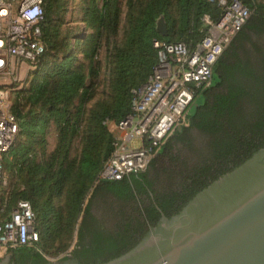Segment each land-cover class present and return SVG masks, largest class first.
<instances>
[{
	"label": "trees",
	"instance_id": "trees-1",
	"mask_svg": "<svg viewBox=\"0 0 264 264\" xmlns=\"http://www.w3.org/2000/svg\"><path fill=\"white\" fill-rule=\"evenodd\" d=\"M246 1L252 14L214 67L217 83L226 86L213 103L217 135L210 145H216V160L226 158L241 144L254 145L247 150L252 153L254 147L259 149L255 139L264 135V40L254 41L249 48L239 42L247 36L245 29L264 32V1ZM67 2L42 0L45 50L35 66L44 65L46 75L32 84L25 96V111L18 98L11 107L20 129L3 158L4 172L11 177L9 187L0 184V217L18 201L27 200L40 234L35 246L8 250L16 264L47 263L45 254L64 251L76 233L78 242L71 258L87 264L107 261L139 241L123 245L125 240L119 242L98 232L92 233L88 246L81 239L87 217L93 216L91 207L97 193L111 192L123 199L127 191L140 186L139 177L147 174L96 183L114 150L115 133L110 123H118L132 112L133 90L147 83L158 62L155 40L183 42L193 50L207 32L204 16L217 20L222 12L217 2L209 0H83L82 21L93 32L76 51L70 32L62 29ZM162 16L166 35L157 30ZM239 47L244 49L242 56L236 51ZM102 49L106 52L104 72L99 58ZM79 53L85 62L79 63ZM48 57L53 61L48 62ZM196 114L198 109L191 114L190 127L195 125L192 117ZM51 126L56 128V140L48 153ZM154 162L155 158L150 164ZM171 194L175 196L177 191ZM170 201L166 198L160 208L166 211Z\"/></svg>",
	"mask_w": 264,
	"mask_h": 264
},
{
	"label": "built area",
	"instance_id": "built-area-1",
	"mask_svg": "<svg viewBox=\"0 0 264 264\" xmlns=\"http://www.w3.org/2000/svg\"><path fill=\"white\" fill-rule=\"evenodd\" d=\"M209 1L217 2L222 12L217 20L204 16L207 32L193 50L183 42L154 41L158 62L147 83L133 90L132 112L118 123L112 122L114 150L96 183L143 172L168 138L190 125V108L198 92L211 85L217 61L252 13L246 0ZM43 20L42 0H0V184L4 181V155L20 129L11 112L6 80L19 63L35 67L45 50ZM39 240L29 201H18L0 217L1 254L35 246Z\"/></svg>",
	"mask_w": 264,
	"mask_h": 264
},
{
	"label": "water",
	"instance_id": "water-1",
	"mask_svg": "<svg viewBox=\"0 0 264 264\" xmlns=\"http://www.w3.org/2000/svg\"><path fill=\"white\" fill-rule=\"evenodd\" d=\"M157 30L168 32L163 16ZM10 256L0 264H16ZM68 257L45 264H87ZM97 264H264V146Z\"/></svg>",
	"mask_w": 264,
	"mask_h": 264
},
{
	"label": "flooded vegetation",
	"instance_id": "flooded-vegetation-1",
	"mask_svg": "<svg viewBox=\"0 0 264 264\" xmlns=\"http://www.w3.org/2000/svg\"><path fill=\"white\" fill-rule=\"evenodd\" d=\"M217 82L219 81H216L213 76L212 86L197 96L203 99V103L197 106L198 114L192 117L195 125L191 127L189 125L187 128H183L184 130L182 129V139L185 140L187 147L192 149V156H190L189 161L177 169L169 168L170 171H159V173L153 171V174L139 177L142 181L140 186L135 185L133 190L127 191L126 197L123 199L116 198L111 192L97 193L91 207L93 216H88L87 222L83 225L81 233L83 243L88 246L92 233L98 232L104 237L113 236L119 242L125 240L123 245L133 244L141 238L150 226L159 221L163 214L170 216L178 212L195 193L233 169L256 151L254 149L257 147H254L252 153L247 152L254 145L241 144L238 150H233L232 154L227 155L226 158L216 160V156H212L214 159L210 168L203 165V149L207 147L211 153H214L216 148L215 144L210 145L217 135V131H213V128H215L213 103L217 101L216 95L226 89L224 83L219 84ZM194 134L200 137L203 136V141L199 144L194 143V141L193 143L188 142L189 137L193 138ZM261 142L264 143V135L262 137L259 135L255 139V146L258 145L259 149L262 147ZM159 155L162 156V154ZM198 157L201 158L198 159ZM158 158L156 157L155 160ZM172 191H177V194L174 196V194H171ZM167 193H170L169 197L172 201L168 203L166 211H164L159 205L166 198H169H164ZM10 257L13 261V255ZM28 264H30V261H28Z\"/></svg>",
	"mask_w": 264,
	"mask_h": 264
},
{
	"label": "rangeland",
	"instance_id": "rangeland-1",
	"mask_svg": "<svg viewBox=\"0 0 264 264\" xmlns=\"http://www.w3.org/2000/svg\"><path fill=\"white\" fill-rule=\"evenodd\" d=\"M255 1H257V3H260V2H263L264 0H255ZM82 7H83V0H68L67 10L65 13V25H63L62 27L64 33L66 31L70 32L71 34L70 41L72 44V48L76 51L78 49H81L84 39L93 32V30L90 27H88L86 23L82 21V16H83ZM124 22H125V19L123 18L122 23ZM245 31H246L247 36L242 38L243 41L239 39V42H242L240 43V45L245 44V47L249 48L254 41L258 42L259 40L261 41L264 40V32H260L256 30H248V29H245ZM236 51L238 54H240V56L244 54L243 48L240 49L239 47ZM78 58L80 59L79 63L86 61L81 53L78 54ZM99 58L102 61V64H103L102 71L104 72L105 67H106L105 49L101 50ZM47 59H48V62L53 61V57H48ZM76 64H78V62ZM16 66H17L16 71L12 75L11 79L8 78L6 80V84H5V89L9 92L10 107L12 108L18 99H20L22 104L25 105L26 103L25 96L28 95V92L32 84L42 79L46 75V70H45L46 68L43 67L44 65H41V66L37 65L35 67H32L31 65L27 63H19ZM102 88L103 86L100 87V90H99L100 92L102 91ZM200 103H203V99L201 97H197L195 101L192 103L191 108H190V113L192 115L195 113L197 106ZM26 109L27 108L25 105L23 107V110L25 111ZM110 127L112 128L114 133H116L112 122L110 123ZM192 137L193 138L189 137L188 142L193 143L194 141V143L199 144L203 141L202 140L203 136L200 137L194 134ZM55 140H56V128L55 126H51L49 135H48V147H47L48 153L54 149ZM165 144H166L165 152H163V150L161 149L159 153V154H162V156L158 154L160 157L158 155L156 156L157 158L158 157L159 158L155 160L154 164L153 165L149 164V166L144 170V171H147V174H153V171L154 173H159V171H167V170L170 171V169H177L181 165H184L185 162H188L190 156H192V149L187 147V145L185 144V140L182 139L181 134L176 135V133H174L168 138ZM202 155L203 157L202 156L201 157L203 160L202 161L203 165L204 166L206 165L205 166L206 168H210L213 165L212 160L214 158L212 156H215L216 154L211 153L209 148L206 147L205 149H203ZM201 157H198V159ZM149 171L150 173H148ZM4 173L5 174H4L3 183H4V186L7 188L9 187V180L11 176L9 175L7 170H5ZM77 239L78 238H77V233H76L74 234L71 243L64 251H60V252L51 251L50 254H45L47 259L49 261H57V260H61L65 258L66 256H69L74 246L76 245ZM55 246H59V245L56 244ZM10 254L11 253L8 252V250L4 254L0 253V260L3 258H6Z\"/></svg>",
	"mask_w": 264,
	"mask_h": 264
}]
</instances>
